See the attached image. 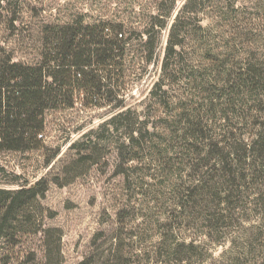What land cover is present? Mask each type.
I'll return each mask as SVG.
<instances>
[{
    "label": "trees",
    "instance_id": "16d2710c",
    "mask_svg": "<svg viewBox=\"0 0 264 264\" xmlns=\"http://www.w3.org/2000/svg\"><path fill=\"white\" fill-rule=\"evenodd\" d=\"M208 1L187 0L171 24L176 0L167 11L162 1L142 29L84 18L45 25L34 63L14 61L0 51V153L45 150L48 112L80 105L111 114L70 146L75 154L62 172L74 173L70 180L42 178L16 190L0 188V264H13L18 242L37 235L42 259L32 251L25 262L63 264L64 233L45 227L41 201L52 182L72 183L112 145L120 159L117 173L128 183L129 173L138 169L134 164L147 154L163 159L169 174L175 203L168 221L179 227L160 234L153 253L158 263L264 264V52L223 32L229 11L204 26L201 14ZM230 9L236 11L234 5ZM167 29L161 72L143 114L128 101L158 64ZM157 109L162 110L159 124ZM198 222L200 241L181 237ZM213 245L226 246L218 258ZM79 264L134 263L125 262L116 247L103 260L92 256Z\"/></svg>",
    "mask_w": 264,
    "mask_h": 264
},
{
    "label": "rangeland",
    "instance_id": "374dc122",
    "mask_svg": "<svg viewBox=\"0 0 264 264\" xmlns=\"http://www.w3.org/2000/svg\"><path fill=\"white\" fill-rule=\"evenodd\" d=\"M163 3L167 11L173 0H0V51L11 55L14 61L34 63L42 50V30L45 25L64 24L84 18L87 23L98 20H117L143 28L144 21L156 13ZM187 0H176L170 24ZM261 1V2H259ZM264 0H209L201 17L209 26L218 16L225 18L223 32L242 41L246 47L264 52ZM231 5H234L233 13ZM234 32V33H233ZM169 29L164 30L159 48L158 64L150 67L145 80L136 85L128 105L145 114L150 91L158 80L168 40ZM243 37V38H242ZM162 110L154 115L155 124ZM108 109L85 110L80 105L66 111H51L46 115V149L27 153H0V188L19 189L42 178L61 182L70 180L63 168L74 156L70 146L109 119ZM157 117V118H156ZM118 137V136H117ZM103 150L97 164L87 165L82 176L60 187L50 184L41 201L47 210L45 227L63 231V264H79L89 257L103 260L112 248H119L125 262L160 264L154 255L160 234L178 229L176 222L168 221L174 210L175 198L163 169V159L147 154L144 161L129 173L130 183L118 174L120 159L112 145ZM58 156L46 164L52 153ZM163 163V165H161ZM65 172V171H64ZM202 223L192 225L181 237L202 239ZM201 228V230H199ZM177 231V230H176ZM14 250L13 264H27V254L35 252L42 259V236L25 237ZM209 246V245H208ZM218 258L225 247L210 246ZM16 258H19L17 263ZM208 263H212L208 260ZM198 264V263H196ZM207 264V263H204Z\"/></svg>",
    "mask_w": 264,
    "mask_h": 264
}]
</instances>
